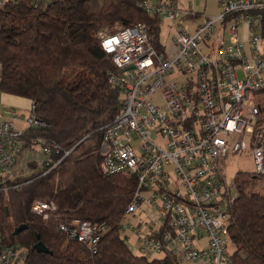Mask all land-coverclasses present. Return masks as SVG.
I'll return each instance as SVG.
<instances>
[{"label": "built area", "instance_id": "1", "mask_svg": "<svg viewBox=\"0 0 264 264\" xmlns=\"http://www.w3.org/2000/svg\"><path fill=\"white\" fill-rule=\"evenodd\" d=\"M9 1L18 0L0 5ZM28 1L46 7L56 0ZM217 3L220 13L205 16L192 2L183 7L177 0H142L138 5L148 14L180 21L161 50L142 23L97 32L118 70L108 80L122 88L119 110L102 126L99 166L105 174L134 177L119 229L132 232L147 257L167 253L180 263L232 264L235 195L225 162L247 153L254 175L264 172V115L255 101V92L264 88V0ZM10 113L9 120L0 121V191L30 171L29 161L48 172L57 164L51 154L61 151L44 139L24 147L25 129L16 128L17 115ZM26 123L39 121L29 113ZM143 202L155 212L142 208ZM56 208L44 199L30 206L39 216ZM59 228L94 253L107 225L74 218ZM25 259L21 245L0 244V264H25Z\"/></svg>", "mask_w": 264, "mask_h": 264}, {"label": "trees", "instance_id": "2", "mask_svg": "<svg viewBox=\"0 0 264 264\" xmlns=\"http://www.w3.org/2000/svg\"><path fill=\"white\" fill-rule=\"evenodd\" d=\"M141 1L56 0L43 7L18 0L0 5V91L30 100V113L39 121L24 130V147L33 139L61 147L51 154L54 168L43 173L29 161L30 171L0 191V244L21 245L25 264H181L167 253H133L128 233H120L119 226L135 179L105 174L99 166L102 126L119 110L122 88L108 80L118 70L97 32L142 23L161 50L160 18L141 9ZM255 93L264 115V88ZM234 187L231 262L264 264V172L238 171ZM35 199L53 201L54 217L44 220L32 213ZM74 218L107 225L96 252L59 230L60 222ZM21 224L27 227L14 234ZM38 241L51 252H38Z\"/></svg>", "mask_w": 264, "mask_h": 264}, {"label": "rangeland", "instance_id": "3", "mask_svg": "<svg viewBox=\"0 0 264 264\" xmlns=\"http://www.w3.org/2000/svg\"><path fill=\"white\" fill-rule=\"evenodd\" d=\"M184 1H187V0H184ZM184 1H181V2H183V4L182 3H180V4L183 7H187L188 3L184 2ZM192 6H193L195 11H197L199 13L202 12L205 16H216L221 11L220 7L218 6L217 0H201L199 3L196 2L195 5H192ZM203 18H204L203 16L200 17L199 19L196 20V22H201L203 20ZM160 21H161L160 40L163 44H167L168 39H169V35L171 33L175 32V30L178 26V23H180V21H177V20L170 21V20H163V19H160ZM183 22H184V24H187V21L184 20ZM263 45H264V41H263ZM170 54L171 55L174 54L173 49H172V52ZM14 125L19 130H23V129L19 128L15 123H14ZM133 146L135 147V152L138 153L137 142H134ZM224 170L226 173L227 183L231 187L230 195L232 197H234V195L236 193V189L234 187L233 182H234V178H235L237 172L238 171H252L253 170V164H252V160H251L250 155L247 153H243V154H239V155H236V156L229 158L225 162ZM142 208H144L147 212H155V208L153 207L152 204H148V203L143 202ZM53 215H55V214L49 213V214H47V216H40V217L44 220H48L50 218H53L54 217ZM59 224H58V228H59ZM59 230H60V228H59ZM142 232L144 233L145 229H142ZM138 244H139L138 241L136 240V238L134 237V235L131 232L130 236H128L127 245L130 247V249L135 254H141ZM230 249H231V245H230ZM154 257H163V254L162 253L156 254ZM181 264H190V263H181ZM192 264H194V263H192Z\"/></svg>", "mask_w": 264, "mask_h": 264}, {"label": "crops", "instance_id": "4", "mask_svg": "<svg viewBox=\"0 0 264 264\" xmlns=\"http://www.w3.org/2000/svg\"><path fill=\"white\" fill-rule=\"evenodd\" d=\"M181 1H184V0H177L179 4L180 3L183 4V2ZM187 1H184V2L188 3V5L190 4V2H192V5H195L196 2L199 3L201 0H187ZM12 110H14L15 114L17 115L16 116L17 118L14 120V123L19 128L23 130L26 129L27 128L26 117L29 115L30 110H31L30 100L20 97V96L4 93L0 91V121L9 120L11 118L10 112ZM127 233H128V236H130L131 232L129 231Z\"/></svg>", "mask_w": 264, "mask_h": 264}, {"label": "water", "instance_id": "5", "mask_svg": "<svg viewBox=\"0 0 264 264\" xmlns=\"http://www.w3.org/2000/svg\"><path fill=\"white\" fill-rule=\"evenodd\" d=\"M27 226L25 224H21L19 226H17L14 230V234H17L19 231L25 229ZM34 248L38 251V252H42V253H50L51 251L49 250V248L42 242V241H38L35 245Z\"/></svg>", "mask_w": 264, "mask_h": 264}]
</instances>
